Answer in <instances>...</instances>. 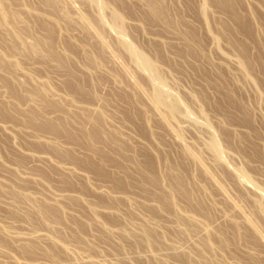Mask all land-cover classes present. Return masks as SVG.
Listing matches in <instances>:
<instances>
[{"label": "rangeland", "instance_id": "374dc122", "mask_svg": "<svg viewBox=\"0 0 264 264\" xmlns=\"http://www.w3.org/2000/svg\"><path fill=\"white\" fill-rule=\"evenodd\" d=\"M5 1L25 40L47 37L55 58L12 49L0 23V264H181L179 255L191 264H264V0H234L240 21L216 0H161L166 24L151 17L145 0H106L121 13L134 48L156 62L185 107L205 115L195 114L196 122L208 120L216 133L188 119L191 112L164 121L168 110L149 99L147 72L121 47L118 26L108 31L109 11L104 24L94 22L106 47L92 27L59 15L63 8L95 21L103 11L92 0H55V7ZM231 38L251 58L246 73ZM29 111L40 115L39 125L55 128L63 119L67 133L56 138L29 126L22 119ZM208 135L218 137L220 159L207 148ZM143 162L152 163L155 182L140 169ZM179 171L189 181L188 197L172 187Z\"/></svg>", "mask_w": 264, "mask_h": 264}, {"label": "bare ground", "instance_id": "6f19581e", "mask_svg": "<svg viewBox=\"0 0 264 264\" xmlns=\"http://www.w3.org/2000/svg\"><path fill=\"white\" fill-rule=\"evenodd\" d=\"M43 1L46 4L55 7V0H43ZM86 1H88V0H86ZM89 1H91V0H89ZM89 1H88V3H90ZM145 1L147 3V7L149 9V12H150V15H151L152 18H155V20L160 21L161 23H164V24H166V23L169 22L170 18L168 17L166 8H165V6H164V4L162 3L161 0H145ZM92 2L94 3L95 6L98 7V8L97 7L95 8L96 10L99 9V12L101 10L104 13V14L102 13L100 15V13H101L100 12L98 16L96 15L97 18L95 17L96 18L95 21H94V18L91 21V18H89L88 15H86L85 13H82V12L81 13H78L77 12L78 14L75 13V15H74L75 17H74L71 13L67 12L63 8H60L59 9V11H58V12H60L59 15H60L61 18L64 19V22L65 23L78 22L83 27V29L84 28L92 27V28H90V30L91 29H92V31L95 30L96 37L98 38V40L100 41V44H101L100 46L103 47L105 45V47H106V44L107 43H106V40H104V38H103L104 37L103 36V33H102V36L100 34V32H101L100 29L102 30L103 28L100 27V25H98V28H97L96 23H94V22L97 21V24H99L100 22L103 23L104 21H101L102 20L101 19V16L102 15L105 16L106 11H109V14L110 15L108 14V12H107L106 15H107V17H108V15L111 17V18H108V19H110V21L112 20V23L114 25L111 22L109 23V21H107L106 23L108 24V27H109L108 31H110V32L112 31L111 33H113L114 32V29H115L113 27L115 25L118 26L115 29L116 32H117L115 34L118 35V38H117V35H116V39L121 43V47L123 45V47H122L123 50L125 49V51H126V49H127L126 53H128V54L130 53L131 54L130 55V58L132 56V58H133L132 60H134L137 63L135 65V62H134V65H135L134 67H136L137 65H139L144 72H147V74L145 75V73L142 70H140V72L142 71L145 76L149 77L148 79H150V81L152 82V85H153L152 86L153 88H150V89H153V90L150 93V96H148L149 99L151 100L152 104L154 106H156V108L159 105H163L162 107L165 106L166 109L168 110V111H163V113H162L163 115H162L161 112H160L162 108H161V106L158 107L159 109L161 108L160 111H159V113H160L159 115H162V118L164 119V121H166V122L168 121L169 122L168 118L170 119V117H172L174 119L175 117H173L171 114L174 115L175 113L176 114L177 113L178 114L179 113H182L183 115H185V113L187 114L188 112H191L193 114V118H191L192 117L191 116L192 115L191 113L189 114L191 117L189 115H187L188 116V119H190L191 121H192V119L195 118V116L197 117V118H195L196 120L199 117H201V119H202V116L204 115L203 113H202L203 114L202 116H200L199 113H197L198 115L195 113L196 114L195 115L193 113L194 111L189 106H187V107H189L191 110L188 109L189 111H187V107H185L183 105L184 100L182 102V99L183 98L180 99L179 97H181V96L177 95V94H179V92L176 89L174 90L171 87L170 84H169L170 86L168 84L166 85L165 82H167V81H165L166 79L164 80V76L161 73L160 68L156 64V62L152 58H150L149 56H147L145 53H143V51L139 52L140 49H137L138 47L135 46L134 42L133 41H129V39H127L126 36L128 34L126 35L124 33L123 26L125 24H123L124 23L123 22L124 20L122 19L121 13L116 8L110 6L109 5V2L106 1V0H92L91 3H90V5L93 4ZM216 2L218 3V6H220L222 8H227L228 9L229 17L233 21H240V20H242V17H241V15H240V13H239V11L237 9V5H236V2L234 0H216ZM102 7L103 8L106 7V9L108 8L109 10L108 9L107 10H105V9L102 10L101 9ZM205 9H206L205 7H203L201 9V14L202 15H205V13H206L205 12ZM17 18H18V13L10 7L9 3H7V1H5V0H0V23L6 25V27H7L6 30L11 35V38H12L11 39V43H10L9 46L12 49L24 50L27 53L28 52H34V53L38 52L37 54H39L40 57H42L43 59H46V58L54 59L55 58V49L50 45L51 42L48 39L46 40L47 37H44V38L35 37L33 41L27 42L25 40V38L22 36V34H21L22 33V30L20 28H22V27H20L19 25H17V22H16L17 21ZM105 19H106V16H105ZM59 22H60L59 19H56L55 20V24H58ZM234 25H235V23H234ZM99 27H100V29H99ZM105 27H106V24H105ZM110 28L112 30H110ZM249 28H250L249 25H244L243 24V25L240 26L238 23H237V25L235 27V29H240V30L242 29L244 31L246 30L247 33L250 32V29ZM248 36H251V35H248ZM113 37H114V35H113ZM250 38H252V36ZM117 40H115V41L118 42ZM131 42H133L134 45H132ZM231 42H232V44L236 48H238L240 50L239 55L237 56V59H238L237 64L239 66H241V69H243V70L245 69L246 70L247 67H248V65L251 64V62H252L251 61V58H250V56H249V54H248V52L246 50V47H244L243 44L238 43L237 41L234 42V40L232 38H231ZM120 43H117L118 46L120 45ZM134 46L137 47V48H134ZM1 57H3V54L2 53H0V63H1V60H2ZM138 68H137V70H138ZM245 70L243 72L246 73L247 70L246 71ZM148 74H149V76H148ZM6 86L10 89V85H8L6 83ZM167 86H169L168 87L169 89H167ZM150 87H151V85H150ZM170 88H172L174 90V92L176 91L178 93L172 92V93H174V94H172L171 92H169ZM173 90H170V91H173ZM41 91H40L41 93H44V94L46 93V89H42ZM148 92H150V91H148ZM145 93H147V92H145ZM147 95H148V93H147ZM19 96L16 95L17 98H20ZM184 104L186 105L185 102H184ZM162 110H164V108ZM243 110H245V109L243 108ZM165 112L166 113H169V115H171V116H168ZM197 112H201V111L198 110ZM182 114H180V115H182ZM204 116H203V118H204ZM15 118H20V117H15ZM38 118H40V115L37 112H33L32 113V111H29V112L23 114V117H22V119L25 122H27L29 126L35 128V129H37L36 126H35V125H37V127H44V128H47V129L52 130L53 135H55V137L57 136L59 138V135H60L59 132L62 133V131H64L63 133H67V131L64 129V120L63 119H61V118L56 119L55 120V123L57 124V127L55 126V128H54L53 127L54 125L52 123H49V122L42 123V125L36 124L37 121L35 119H38ZM205 119H208V118L206 117ZM194 120H193V122H194ZM196 120H195V123L199 122V123H202V125L205 122V121L204 122H200V121H203V120H200V119H199V121L196 122ZM207 121H206V123H204V124H206L205 127H207V125L210 124V123L207 124ZM208 126L212 130L214 129L213 127H211V125H208ZM209 127H207V128H209ZM211 129H209V130H211ZM213 131L216 133V130L215 129ZM178 134L179 133L177 132L175 136L177 138H179V140H180L181 137L179 136L180 134L179 135ZM217 136H218V134H217ZM209 137H211V136H209ZM216 137L212 136L211 137V140L209 139L210 141L207 140L209 143L206 141L205 144H208V146L206 145L207 148L212 149L213 150L212 152H214V155H216L215 157L217 159L218 158L220 159V156L223 155V154H222V152H220V148L218 147L219 144H217V143H219V141L216 140L218 137L217 138ZM58 142L60 143L61 141H58V140L56 141L55 140V147L52 148L54 150L55 156L56 155L58 156L59 154H63V151H61L62 149L59 147ZM182 150H183V152L187 153V155L191 156L196 161H198V159H199L198 154L193 149H191L189 146H184ZM101 160L102 161H105V158L103 157V159H101ZM148 164L149 165H152L151 162H148ZM148 164L145 163V162L141 163L140 164L141 165L140 166V169L142 171H146L145 169H147L148 171H150L151 174L150 175L148 174L149 175L148 177L150 178V181L151 182H155V177H154L155 174H153L154 171L152 170V168ZM95 165H97V164H95ZM90 166L93 168V166H92L91 163H90ZM180 168H182V167H180ZM94 169H97V168L95 167ZM235 169H236L235 171L237 173V167ZM241 172H243V170ZM243 173H240V171H239L237 174L238 175L242 174L241 177L243 176V178L246 179V180L250 179V177L249 178L247 177L248 176L247 174L245 175L246 172L244 174ZM142 181H143V183L146 182L145 179H143ZM172 181H173L172 187H173L174 190L181 191L183 194L187 195V197L192 194L191 187L189 186L190 185L189 184V181L184 177V171H179V173H177L174 176V180H172ZM257 188H259V187H257ZM164 201L167 202L168 199L165 197L164 198ZM257 207H258V209L259 208L262 209V205L260 203H258V206ZM38 210L41 211V213L44 216L47 215V214H49V212H50V211H47L46 208H43V207H40V206L38 207ZM50 215L53 218H55V219L59 218L58 215H56L55 213L50 212ZM251 224L256 229L257 226H256L254 220L253 221L251 220ZM144 240L148 244H150V245L154 243V239L152 238V234H151V232L148 229H145L144 230ZM173 248H175V247H173ZM179 258L181 260V264H191L190 263L191 261L189 259H187V257H185L183 255H179ZM27 260L26 261H27L28 264H38V262H34L35 260L32 261V262L31 261L29 262V260H31V259H27ZM22 261H21V263H22ZM22 264H26V263H24V261H23ZM160 264H164V262H161Z\"/></svg>", "mask_w": 264, "mask_h": 264}]
</instances>
